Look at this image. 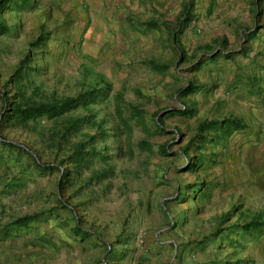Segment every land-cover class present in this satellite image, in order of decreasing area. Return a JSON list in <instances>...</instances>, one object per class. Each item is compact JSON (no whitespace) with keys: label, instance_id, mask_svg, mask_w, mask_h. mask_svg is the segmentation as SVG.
<instances>
[{"label":"rangeland","instance_id":"374dc122","mask_svg":"<svg viewBox=\"0 0 264 264\" xmlns=\"http://www.w3.org/2000/svg\"><path fill=\"white\" fill-rule=\"evenodd\" d=\"M43 5L0 13V140L21 149L0 145V229L42 213L0 233V264H264V229L240 230L264 222L248 137L197 130L239 118L253 97L264 0H182L166 29L120 48L84 46L69 14ZM187 85L197 90L182 95ZM105 88L54 119L11 112Z\"/></svg>","mask_w":264,"mask_h":264},{"label":"crops","instance_id":"0c3cea01","mask_svg":"<svg viewBox=\"0 0 264 264\" xmlns=\"http://www.w3.org/2000/svg\"><path fill=\"white\" fill-rule=\"evenodd\" d=\"M181 2L182 0H43V6L69 14L73 29L84 32V46L91 42L97 48L107 45L120 48L130 40L142 38V33L149 36L153 30L166 29L165 25L173 23L179 14ZM189 21L185 6L178 24L186 26ZM252 86L253 97L244 104L245 112L235 118L243 128L235 132L242 133L239 136L248 137L242 146L243 165L253 168L252 181L257 178V183L264 184V73L257 78L256 85ZM261 188L264 190V187Z\"/></svg>","mask_w":264,"mask_h":264},{"label":"trees","instance_id":"16d2710c","mask_svg":"<svg viewBox=\"0 0 264 264\" xmlns=\"http://www.w3.org/2000/svg\"><path fill=\"white\" fill-rule=\"evenodd\" d=\"M29 0H0V13L6 10L19 12L26 8ZM8 33V27L0 23V36ZM149 67L152 70H163L165 66H157L153 62H148ZM16 78L20 77V72H16L14 74ZM197 88L195 86L187 85L180 89V93L182 95H188L195 92ZM108 96L107 88L103 90H90L84 92L81 95H78L74 98H62L58 100L51 99L46 103H39L31 106H18L15 105L11 112L12 115L16 116L21 122H26L29 120H34L38 118H47L54 119L57 117H61L66 113L75 110L77 108H83L90 104H93L96 99H106ZM190 116L191 114H187ZM77 122H72V124L76 125ZM156 126L160 124V122H155ZM243 128V125L238 119L235 118H226L221 121H202L197 125V130L199 132L214 130L216 133H223V136H229L232 132L238 131ZM202 141V140H201ZM0 145L6 149H12L14 151H19V147L15 146L10 142H6L0 140ZM89 154H93V152H89ZM36 170H45L48 171L53 169L50 166L40 165L35 161L32 162ZM45 213V212H43ZM46 213H50V210L46 211ZM42 213L37 215H25L22 217H18L9 224L5 225L0 229V233L2 236L9 235L10 232H14L20 228L26 227L29 223L33 222L40 216ZM264 229V222L258 221L257 219H250L249 222L244 223L240 230L243 234H257L260 235Z\"/></svg>","mask_w":264,"mask_h":264}]
</instances>
